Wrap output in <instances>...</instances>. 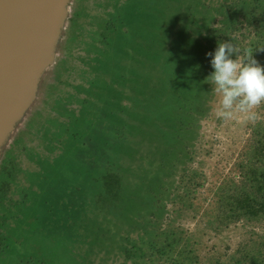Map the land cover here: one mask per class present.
Listing matches in <instances>:
<instances>
[{"label":"rangeland","instance_id":"obj_1","mask_svg":"<svg viewBox=\"0 0 264 264\" xmlns=\"http://www.w3.org/2000/svg\"><path fill=\"white\" fill-rule=\"evenodd\" d=\"M113 1H70L54 62L2 146L0 264H158L162 260L156 254L153 261L151 242L161 239L165 226L188 240L196 264H224L226 253L241 241L249 248L250 239L264 230V224L243 221L220 231L206 224L215 186L236 174L251 130L264 126V101L253 109L255 120H246L239 112L221 118L216 114L219 95L209 83L204 81L195 90L188 86V81L202 77L200 69L212 71L206 53L229 39L241 48V55L245 49L253 50L252 57L264 68V0H127L128 12L139 7L145 16L139 23L133 16L134 26L113 24L114 33L105 30L104 21L113 19L119 3ZM230 14L238 22L225 25L223 18ZM70 24L75 36L68 30ZM214 27L228 30L215 36ZM116 29L120 37L127 34L124 43H118ZM103 32L106 41L92 48L91 40ZM108 37L116 40L109 43ZM194 38L202 44H194ZM200 46L198 57L191 56L195 61L188 59L186 54ZM101 52H111L128 76L126 81L112 83L110 76L115 77L117 69L107 76L96 67L95 57ZM178 72L188 85L178 82ZM90 80L100 88L106 83L107 91L99 96L98 87V97ZM132 113L141 118L120 130ZM178 114L182 118L172 121ZM80 116L92 123L79 125V140L72 141L83 152L74 154L67 143L73 119ZM180 166L205 174L195 199L189 197L190 190L179 188ZM107 173L113 177H105ZM117 186L121 197L115 195ZM68 201L71 214L64 217L74 219L67 218L63 227L67 222L62 220V209ZM182 202L193 203L194 208ZM68 226L74 227L73 236L79 239L71 244L76 262L67 241ZM196 229H202L198 236L193 234ZM252 231L256 233L251 235Z\"/></svg>","mask_w":264,"mask_h":264},{"label":"trees","instance_id":"obj_2","mask_svg":"<svg viewBox=\"0 0 264 264\" xmlns=\"http://www.w3.org/2000/svg\"><path fill=\"white\" fill-rule=\"evenodd\" d=\"M114 1L112 3L115 5ZM118 1L119 3L117 4V6H115L114 12L111 15V18H113L112 21H109L110 19L104 20L105 25H106L105 30L112 31L113 33L115 32V30L112 29L113 24L116 23L117 26H118V23L123 24V25L128 24L129 26L130 25L134 26L137 24H135L134 21L131 22L132 21L131 18L133 16L135 17L136 15L135 18L138 19L136 23H139V19L142 20L145 16L144 14L142 15L140 14L141 10L139 9V7L138 9L131 10L128 12L127 9H128L129 3L127 0H118ZM187 1L197 3L196 1H199V0H187ZM239 1L241 3H245L244 0H239ZM257 1L258 0H254V2H257ZM140 16H143V17H140ZM223 20H224L225 25L226 23H229L230 21H232L234 24L238 22V20L232 14L228 15L227 19L226 17L223 18ZM147 21L148 19L145 22ZM140 25L141 24H139V26ZM69 26H70V29L68 30L71 31L72 36H75V33L71 29L72 25L70 24ZM108 26H110V28H108ZM214 28L215 29H211V32H212V35H215V36H218L219 34H222L224 31L228 30V28H225L224 30L220 31L216 27ZM117 32H118V29H116V33ZM88 34H89L88 31H86V36H88ZM114 35L116 36V34ZM105 36H106L105 32H103L102 37H98L97 40H91V43L94 42V44H91L92 45L91 47L95 48L96 47L95 43L98 41L105 42L106 40H103ZM121 36L125 37L127 36V34L121 33ZM122 37H120L119 34L117 33L116 39L120 40L118 41V43L119 42L124 43V40L122 39ZM106 39H108L107 41H109V43H112L114 42V40H116V39H113V37L111 38L108 37ZM194 39H195L194 44L196 45L202 44L201 41L196 42L197 38H194ZM81 40L82 41L84 40V43L86 42L84 39V36H83V39ZM201 48L202 46L198 47L196 50L189 51V52L187 51L188 54H186V56L188 55L189 57L188 59H190L191 56H193L194 54H196L198 57V53L201 51ZM110 53L101 52L99 56H96L95 57L96 60L94 61L96 62L95 63L96 67H98V69L99 67H101L103 69V73L106 74L107 76H110V73H113L117 69L116 76L115 77L110 76L112 83H115L117 81H126L128 79V76L123 75V71L121 70V65H118L117 61L116 62L114 61V58L111 57ZM191 59L195 61L194 58H191ZM98 64H100V66H97ZM201 70L202 69H200L199 71V75H201L202 77H197V81H195L194 83L188 81V84L190 83V85L186 84L187 82L186 79L184 80L183 83L181 82L180 77H178L179 75V72H178L176 75L178 82H180V84L184 86L188 85L189 88L193 90L200 88L204 84L205 77L208 75V72L205 73L204 71V73H202ZM185 75H187L186 77H188L189 72L187 71V74L185 73ZM103 84L104 85H101V88H100L99 87L100 84H98L96 81L95 82L91 81L90 89L93 88L92 91L97 96L99 94L98 93L99 89H101L102 93H100L99 95L101 96L104 92L107 91L106 83H103ZM116 86H121V85L116 84ZM98 87L99 89H97ZM127 111L128 109L126 107L125 112ZM139 118H141L140 115H135L133 113L130 114V119L125 118V120L123 121V124L120 125V130H123V128L125 130L126 128L134 124V122H138ZM181 118L182 116L178 114L176 117H173L172 121H174L175 119H181ZM88 121L92 123L91 118L87 119L86 121L85 119L82 118V116L75 117L73 119L72 127L74 129L70 128L71 131L69 132V135H70L71 140H69L67 144L70 145V149L74 154L78 152H83V150H81V146L76 145L72 140H79V136L81 135V133H79L80 129H78V127L79 125L85 126L86 123L88 125L89 124ZM80 122H82V124H80ZM76 133L78 134L76 135ZM250 139L251 140H248V142L244 145L242 149V153H241L242 159L236 163V169H237L236 174H234L233 176L224 177L221 180V182H219V184L215 186V190L213 191V195H214V199L212 201L213 205H212V209L207 212L208 215L206 216L207 217L206 224L213 226L217 231H220L221 229L226 228L229 224L240 222V221L249 223L251 225H254V224L256 225V223L258 225L264 224V126L259 127V128L254 127L251 130ZM64 145L65 143H61L60 145L61 149H64ZM66 149H67V146L65 148V151H63V153H66ZM45 168H47V166H45L43 169ZM181 169H183V172L180 176V183L184 184V186L186 184V186L180 187L182 185L180 184L179 188H182V191L190 190L191 194L189 197L192 199H195L196 189L203 186L204 181H205V174H203V172H200L199 170L197 171L194 168H189V167L184 168V166H180V170ZM121 171L123 173L125 172L122 169ZM109 176H112V175H110V173L105 174V177H109ZM185 176H187L186 181L184 179ZM117 177H119L118 174H117ZM109 179L110 178H105V180L108 182H109ZM186 182L191 186V189L189 186H187ZM113 183L115 182L113 181ZM119 189L120 187L116 191L115 195L118 197H121V193ZM101 193L102 194L104 193V189L102 190ZM101 193L99 194L100 198L102 196ZM182 196L186 198L185 194L184 195L182 194ZM78 199H79V202L77 203H80L82 197ZM69 203H71V201L66 202L64 205V208L62 209L63 210L62 220L64 222L65 221L67 222L65 224H62L63 227H66L68 225V219L70 218L74 219L72 215L69 217L68 216L64 217V214L68 215L66 214V212H68L69 215L71 214L69 212V206H70ZM185 203L186 202H184L182 205L187 206ZM187 207L194 208L193 203H191L190 206H187ZM121 214L127 218L126 213L121 212L120 215ZM50 219L52 218L50 217ZM57 226L61 227L59 224ZM68 228L70 229L71 234L67 237V241L70 244V253L72 255V260L76 262L77 261L76 253L74 251V248L71 249V244L73 245L75 240L79 241V239L78 237L76 238V236H73V234L75 233L74 227L72 226V229H71L70 226H68ZM201 231L202 229H196V232H193V234L196 233V235L198 236L201 233ZM255 233L256 232L252 231L251 235ZM260 234L261 235H257L254 239H250L249 243L251 245L249 248L246 246V242L244 243L243 241H241L240 242L241 246L235 249L232 253H229V254L226 253L227 259L224 264H264V230H262ZM160 236H161V239L159 241L151 242L152 243L151 245L154 247V251H155L153 254L154 262H156L155 261L156 254H159V258L162 260V262L158 264H193V263L196 264L197 263L195 253H193V251L188 249V246L186 244L188 240L179 238L180 236H178L174 231H172L171 227L165 226ZM190 236L193 237V235H190ZM93 241H94L93 238L89 240L90 247L92 246ZM196 241L197 240H195V242Z\"/></svg>","mask_w":264,"mask_h":264},{"label":"water","instance_id":"obj_3","mask_svg":"<svg viewBox=\"0 0 264 264\" xmlns=\"http://www.w3.org/2000/svg\"><path fill=\"white\" fill-rule=\"evenodd\" d=\"M71 0H0V155L54 62Z\"/></svg>","mask_w":264,"mask_h":264},{"label":"clouds","instance_id":"obj_4","mask_svg":"<svg viewBox=\"0 0 264 264\" xmlns=\"http://www.w3.org/2000/svg\"><path fill=\"white\" fill-rule=\"evenodd\" d=\"M230 39L218 42L210 56L212 71L205 82L219 95L217 116L230 118L239 112L246 120H255L253 111L264 101V68L252 57L250 49L243 50ZM235 54V58H232Z\"/></svg>","mask_w":264,"mask_h":264}]
</instances>
